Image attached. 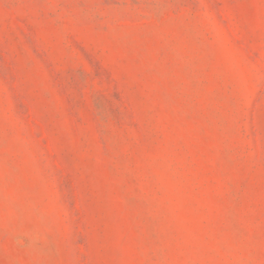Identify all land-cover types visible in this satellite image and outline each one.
Here are the masks:
<instances>
[{"label": "rangeland", "instance_id": "1", "mask_svg": "<svg viewBox=\"0 0 264 264\" xmlns=\"http://www.w3.org/2000/svg\"><path fill=\"white\" fill-rule=\"evenodd\" d=\"M0 264H264V0H0Z\"/></svg>", "mask_w": 264, "mask_h": 264}]
</instances>
